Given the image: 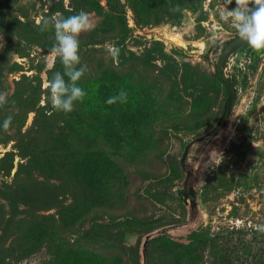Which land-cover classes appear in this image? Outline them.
Returning <instances> with one entry per match:
<instances>
[{
    "label": "rangeland",
    "instance_id": "374dc122",
    "mask_svg": "<svg viewBox=\"0 0 264 264\" xmlns=\"http://www.w3.org/2000/svg\"><path fill=\"white\" fill-rule=\"evenodd\" d=\"M81 10L94 25L78 36L87 96L64 114L47 102L63 65L40 23ZM221 11L222 0H0V124L13 117L0 128V264H260L264 51L229 57L237 94L222 125L226 87L206 56L217 65L238 33ZM122 89L127 103H105Z\"/></svg>",
    "mask_w": 264,
    "mask_h": 264
},
{
    "label": "clouds",
    "instance_id": "9594fccd",
    "mask_svg": "<svg viewBox=\"0 0 264 264\" xmlns=\"http://www.w3.org/2000/svg\"><path fill=\"white\" fill-rule=\"evenodd\" d=\"M51 2V0H50ZM235 2V7L229 9V5ZM220 20L230 23L236 29L241 40L245 41L257 52L264 51V0H222ZM94 27L89 14L83 10L77 14L63 17L57 14L54 17H43L40 23V31H54L55 42L50 49L51 56L58 57L63 65V72L56 71L45 87L48 89L47 102L56 112L64 114L74 110L76 102L83 103L87 92L79 86V81L85 76L87 66L81 64L79 55L80 41L78 36L82 32L92 30ZM120 48L112 46L109 53L113 58H118ZM53 63H48L51 70ZM127 103L128 93L120 90L117 95L109 97L105 103ZM7 103L5 94L0 93V106ZM13 117L9 115L0 124V128L7 131ZM258 230L264 233V225L258 226Z\"/></svg>",
    "mask_w": 264,
    "mask_h": 264
},
{
    "label": "water",
    "instance_id": "95a60500",
    "mask_svg": "<svg viewBox=\"0 0 264 264\" xmlns=\"http://www.w3.org/2000/svg\"><path fill=\"white\" fill-rule=\"evenodd\" d=\"M245 46L249 47V45L245 41L241 40L239 37L232 40L227 45L226 49L224 50L220 58V61L218 62L215 68V73L217 75V78L224 83L226 87V93H227L226 105H225V115H224V121L222 125L226 124V122L229 120L232 114V111L235 105L236 94H237L234 81L226 73L227 62H228L229 57L234 51L242 47H245ZM189 148L190 146H187L184 152V155L182 157V160H181L182 168L186 167V158L188 155ZM181 195L185 203L191 202L192 206H196V193L193 188L182 191Z\"/></svg>",
    "mask_w": 264,
    "mask_h": 264
},
{
    "label": "trees",
    "instance_id": "16d2710c",
    "mask_svg": "<svg viewBox=\"0 0 264 264\" xmlns=\"http://www.w3.org/2000/svg\"><path fill=\"white\" fill-rule=\"evenodd\" d=\"M133 8V10H134V12L135 13H137V15H139V13L137 12L138 11V9H137V7H135V6H133L132 7ZM144 17H146V19L149 17V16H145L144 15ZM239 36H237V37H235L234 39H236V38H238ZM233 38H231V39H227V41H226V44L228 45L232 40H234ZM220 44V43H219ZM241 49H243V50H245V49H252L250 46L249 47H242ZM207 60H208V62L210 63V65H211V67L215 70V68H216V65H215V62H214V60H213V50H210L209 52H208V54H207ZM214 75L217 77V75H216V73H214ZM234 81V80H233ZM224 84V83H223ZM118 104H120V105H124V103L122 104V103H120V102H118ZM264 257V256H263ZM260 264H264V258H263V260H261L260 261Z\"/></svg>",
    "mask_w": 264,
    "mask_h": 264
},
{
    "label": "bare ground",
    "instance_id": "6f19581e",
    "mask_svg": "<svg viewBox=\"0 0 264 264\" xmlns=\"http://www.w3.org/2000/svg\"><path fill=\"white\" fill-rule=\"evenodd\" d=\"M174 40L178 41L176 38H174ZM180 42V41H179Z\"/></svg>",
    "mask_w": 264,
    "mask_h": 264
}]
</instances>
